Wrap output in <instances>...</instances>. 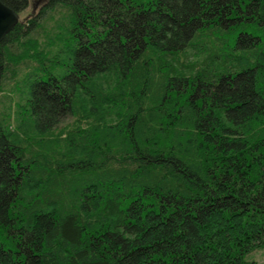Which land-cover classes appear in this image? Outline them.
Returning <instances> with one entry per match:
<instances>
[{
  "label": "trees",
  "instance_id": "trees-1",
  "mask_svg": "<svg viewBox=\"0 0 264 264\" xmlns=\"http://www.w3.org/2000/svg\"><path fill=\"white\" fill-rule=\"evenodd\" d=\"M41 4L0 43V264H257L264 0Z\"/></svg>",
  "mask_w": 264,
  "mask_h": 264
},
{
  "label": "rangeland",
  "instance_id": "rangeland-1",
  "mask_svg": "<svg viewBox=\"0 0 264 264\" xmlns=\"http://www.w3.org/2000/svg\"><path fill=\"white\" fill-rule=\"evenodd\" d=\"M44 0H26V8L19 12V20H23L30 13H35L39 7L42 5L41 2ZM38 2V3H37ZM37 3V4H36ZM72 118H67L61 124L62 126L69 124ZM247 260H253L257 264H264V248L257 249L251 253H249L246 257Z\"/></svg>",
  "mask_w": 264,
  "mask_h": 264
},
{
  "label": "water",
  "instance_id": "water-1",
  "mask_svg": "<svg viewBox=\"0 0 264 264\" xmlns=\"http://www.w3.org/2000/svg\"><path fill=\"white\" fill-rule=\"evenodd\" d=\"M19 22V13L0 0V43Z\"/></svg>",
  "mask_w": 264,
  "mask_h": 264
},
{
  "label": "flooded vegetation",
  "instance_id": "flooded-vegetation-1",
  "mask_svg": "<svg viewBox=\"0 0 264 264\" xmlns=\"http://www.w3.org/2000/svg\"><path fill=\"white\" fill-rule=\"evenodd\" d=\"M37 3H38V2H37ZM37 3H36V4H37Z\"/></svg>",
  "mask_w": 264,
  "mask_h": 264
}]
</instances>
